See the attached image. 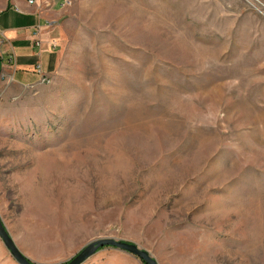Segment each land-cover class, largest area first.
Wrapping results in <instances>:
<instances>
[{
	"label": "rangeland",
	"instance_id": "obj_1",
	"mask_svg": "<svg viewBox=\"0 0 264 264\" xmlns=\"http://www.w3.org/2000/svg\"><path fill=\"white\" fill-rule=\"evenodd\" d=\"M55 34L45 82L0 77L16 248L264 264V0H65Z\"/></svg>",
	"mask_w": 264,
	"mask_h": 264
},
{
	"label": "crops",
	"instance_id": "obj_2",
	"mask_svg": "<svg viewBox=\"0 0 264 264\" xmlns=\"http://www.w3.org/2000/svg\"><path fill=\"white\" fill-rule=\"evenodd\" d=\"M64 2L65 0H0V77L3 73L9 74L13 82L27 86L37 81L38 76L34 73L36 65H40L48 78L54 73L57 64L55 30ZM2 246L4 247L3 243ZM2 246L0 264H12L3 253ZM19 251L35 264H62L71 258L65 253L58 258L37 259L29 257L30 253L22 248ZM83 264L142 263L128 253L103 247Z\"/></svg>",
	"mask_w": 264,
	"mask_h": 264
},
{
	"label": "water",
	"instance_id": "obj_3",
	"mask_svg": "<svg viewBox=\"0 0 264 264\" xmlns=\"http://www.w3.org/2000/svg\"><path fill=\"white\" fill-rule=\"evenodd\" d=\"M0 241L3 243L4 247L7 249L11 257L17 264H33L16 248L12 238L10 237L1 219ZM103 247H111L128 253L139 259L143 264H157L155 259L147 251L140 249L136 244H131L115 239H98L93 242H90L84 248H82L76 255L67 260L65 264H83L94 253H96L100 248Z\"/></svg>",
	"mask_w": 264,
	"mask_h": 264
},
{
	"label": "built area",
	"instance_id": "obj_4",
	"mask_svg": "<svg viewBox=\"0 0 264 264\" xmlns=\"http://www.w3.org/2000/svg\"><path fill=\"white\" fill-rule=\"evenodd\" d=\"M32 2V1H31ZM2 44V41L0 40V45ZM38 44V43H37ZM34 73L38 76V78L41 80L43 78H45V74H43L42 69L40 67V65H36L34 67Z\"/></svg>",
	"mask_w": 264,
	"mask_h": 264
},
{
	"label": "bare ground",
	"instance_id": "obj_5",
	"mask_svg": "<svg viewBox=\"0 0 264 264\" xmlns=\"http://www.w3.org/2000/svg\"><path fill=\"white\" fill-rule=\"evenodd\" d=\"M46 81V79L44 78L43 80H42V82H45Z\"/></svg>",
	"mask_w": 264,
	"mask_h": 264
},
{
	"label": "trees",
	"instance_id": "obj_6",
	"mask_svg": "<svg viewBox=\"0 0 264 264\" xmlns=\"http://www.w3.org/2000/svg\"><path fill=\"white\" fill-rule=\"evenodd\" d=\"M101 249V248H100Z\"/></svg>",
	"mask_w": 264,
	"mask_h": 264
}]
</instances>
